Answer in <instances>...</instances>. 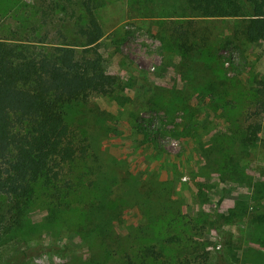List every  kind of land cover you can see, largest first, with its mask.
Here are the masks:
<instances>
[{"label": "rangeland", "instance_id": "1", "mask_svg": "<svg viewBox=\"0 0 264 264\" xmlns=\"http://www.w3.org/2000/svg\"><path fill=\"white\" fill-rule=\"evenodd\" d=\"M34 2L0 0V21L15 27ZM145 7H150L145 0H105L98 8L105 31L99 43L105 66L121 76L123 87L113 95H94L88 104L68 107V120L91 143L87 163L81 160L75 168L78 192L70 200L73 206L49 219L43 210L46 203L39 202L27 215L26 230L0 245V264H9L29 246L32 252L25 264H124V255L139 258L138 247L149 242L158 244L163 258L170 260L200 254L222 258V264H264V145L260 141L244 148L237 134L244 119L236 121L239 113L244 118L247 105L254 110L251 100L259 95L264 99V93L254 89L262 87L264 78V38L248 42L241 35L236 40L241 19L194 17L212 28L209 46L221 56L216 70L226 91L231 84L226 94L229 108L224 111L219 109L224 101L208 89L210 77L202 78L200 86L201 79L192 76L194 67L184 66L181 52L160 33L161 26L184 18L161 9L144 11ZM203 58L201 67H209L213 59L208 51ZM195 85L202 89L195 91ZM260 113L252 116L262 123L264 137V109ZM228 161L235 164L236 173L216 165ZM208 162L214 172L206 177L202 173ZM102 170L118 176L110 207L121 204L124 214L112 225L120 240L109 258L99 241L102 218L90 209L99 192L87 184ZM133 175L167 186L175 208L193 216L195 222L186 226L189 217H177L173 223L171 234L179 241L161 244L166 226L151 224L152 213L142 216L140 207L119 198L126 185L123 177L131 181L136 179ZM94 219L97 235L98 230H90Z\"/></svg>", "mask_w": 264, "mask_h": 264}, {"label": "trees", "instance_id": "2", "mask_svg": "<svg viewBox=\"0 0 264 264\" xmlns=\"http://www.w3.org/2000/svg\"><path fill=\"white\" fill-rule=\"evenodd\" d=\"M36 1L28 5L30 10L25 12V19L15 27L0 21V245L12 241L17 231L26 230L27 215L39 202L46 203L43 210L49 219L72 208L70 200L78 192V182L73 177L75 168L82 164L79 161L88 160L91 143L89 137L82 135L68 120V107L88 104L94 95H113L123 87L121 76L107 70L100 49L105 31L98 8L105 0ZM145 2L150 7H145L144 11L161 9L171 16L184 18L161 26L160 33L171 39L170 43L181 52L183 65L194 67L192 76L195 80L201 79L200 86L205 82L202 78L210 77L208 89L224 101L219 109L228 110L230 100L226 94L231 84L227 83L226 91L222 75L216 70L220 67L218 59L221 56L209 46L212 28L194 17L241 19L236 40L242 35L248 42H257L264 38V0ZM205 51L213 59L209 67H201L205 63ZM260 84L262 87L254 88L259 94L264 93V78ZM193 88L195 91L202 89L197 85ZM251 101L254 110L249 111L247 105L245 112L243 110L244 118L241 113L236 117L237 122L244 119L243 123H238L237 131L244 148L260 141L264 145V137L260 134L262 123L258 119L254 121L252 116L262 115L264 99L259 95ZM216 165L231 173L237 171L232 161L223 165L216 162ZM103 171L99 178L90 177L87 184L99 192L90 209L95 217L102 218L99 241L100 245L105 244L104 254L109 258L113 244L120 240V234L112 225L116 220L122 221L124 214L119 208L121 204L110 207L118 176ZM210 171L212 173L214 169L208 162L202 174L209 177ZM134 177L136 179L131 181L127 176L123 177L126 185L119 198L133 202L135 206L132 207H140L142 216L143 212L152 213L151 224L166 226L164 234L160 233L161 244L172 245L179 241L176 233L171 234L173 223L177 222V217H189L184 221L186 226L195 222L193 216L175 208L167 186H161L154 179L144 182ZM94 224L90 230H98L97 235L99 228ZM142 228L145 229L144 224ZM147 229L155 233L152 228ZM136 244L138 242L131 245ZM138 248L139 258L124 255V264H222V258H201L200 254L194 259L163 258V251L156 243L149 242ZM31 252L30 246L21 250L9 264H25Z\"/></svg>", "mask_w": 264, "mask_h": 264}]
</instances>
